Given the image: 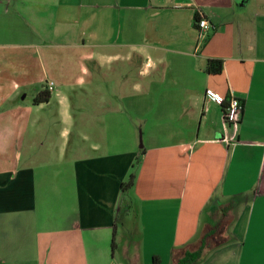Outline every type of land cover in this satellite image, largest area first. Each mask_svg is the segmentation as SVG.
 <instances>
[{
  "label": "crops",
  "instance_id": "obj_1",
  "mask_svg": "<svg viewBox=\"0 0 264 264\" xmlns=\"http://www.w3.org/2000/svg\"><path fill=\"white\" fill-rule=\"evenodd\" d=\"M134 55L142 98L127 91L128 109L154 120L141 154L117 136L107 84L118 62L131 77ZM209 60L223 61L221 74L206 73ZM32 86L49 101L27 103L21 90ZM75 89L79 124L98 140L89 152L87 133L84 146L69 142ZM231 93L243 106L237 127L224 124ZM131 203L142 234L134 264H176L218 223L229 242L202 264H264V0H0V264H100Z\"/></svg>",
  "mask_w": 264,
  "mask_h": 264
},
{
  "label": "rangeland",
  "instance_id": "obj_2",
  "mask_svg": "<svg viewBox=\"0 0 264 264\" xmlns=\"http://www.w3.org/2000/svg\"><path fill=\"white\" fill-rule=\"evenodd\" d=\"M126 63L118 62L114 65V71L112 73V78L108 79V85L111 83L113 87L115 88L113 95L115 99V104L117 105V111L119 112V118H120V124L117 126V136L119 140H122L124 143H133L135 146V150L137 153L141 154L142 151L147 147L148 142L144 139V129L147 132V130L152 126L151 121H154L151 118L143 119L141 112L136 107L137 103L140 102L141 104V98L142 93L135 92L132 93V89L134 85H138L141 87L142 85V68H143V62L142 58L138 57L137 55H134V58L131 62V64L128 67V70L131 74V77L127 78L125 74L121 73L123 69L126 68L124 66ZM91 79L93 77H89L86 80L88 81V85L91 83ZM105 79V78H104ZM70 85V84H69ZM74 85V84H71ZM76 87V86H74ZM36 86H32L27 89H22V97L27 96L26 101L27 103H32L34 101V95L38 89L36 90ZM77 88V87H76ZM127 91H129V94L134 95V102L136 105L132 107V110L128 109V106H130L129 102L131 101V98L128 99ZM70 98V105L72 114L74 116L73 125L70 127V136H69V142L70 146H79V143L81 142L82 146L85 145V143L80 140V137H82V132L87 133L88 141L85 145V152L90 151V147L93 144L98 143V140L95 138V132H94V126H83L79 124V113H80V107H79V101H81V97L79 96L78 89H75V91H72L69 93ZM136 108V109H135ZM123 118H125L131 125H127L124 123ZM57 121V120H55ZM148 122V124L146 123ZM61 126L57 123L52 125V129L50 133L57 138L59 135V129ZM138 161L136 160L134 163V170L132 173H136ZM131 173V174H132ZM130 174V175H131ZM130 177V176H129ZM129 177L127 181L129 180ZM126 181V182H127ZM127 195H125V198L127 202H130V199ZM128 206V205H127ZM123 207V215L121 214L120 224L119 228L116 234V238L114 239L115 245H113V241L110 246V258H108V252L103 253L105 254L103 258L100 260V264H134L131 262V257L134 255V247L135 249H140L141 246V240H142V234L140 231V212L139 208L136 204L131 203L130 206L132 207ZM132 209V212L130 213V216H126V210ZM123 218V219H122ZM205 221V218L203 219V222ZM205 223V222H204ZM221 240L218 239L217 242H220ZM133 247V248H132ZM113 252V253H112ZM114 254V256H112ZM153 263V260H152ZM90 264H94L90 262ZM162 264H171L169 258H164Z\"/></svg>",
  "mask_w": 264,
  "mask_h": 264
},
{
  "label": "trees",
  "instance_id": "obj_3",
  "mask_svg": "<svg viewBox=\"0 0 264 264\" xmlns=\"http://www.w3.org/2000/svg\"><path fill=\"white\" fill-rule=\"evenodd\" d=\"M195 26L198 28V23L200 21V16L196 15L194 18ZM224 69V63L222 60H209L206 67V73L209 75H219L222 73ZM50 99V92L46 88L40 95L34 100L35 104L46 103ZM136 176L132 173L129 177V180L122 184L121 191H122V202H126L125 195L127 192L129 193L134 185H135ZM235 202L232 201L224 209V216L227 215V212L233 210ZM126 204V203H125ZM126 206V205H124ZM221 223L216 224L212 229L206 231L202 237H200L199 242L191 251H187L179 260H177L176 264H202L206 257L213 252L214 250L218 249L226 245L227 242H217L220 234Z\"/></svg>",
  "mask_w": 264,
  "mask_h": 264
},
{
  "label": "built area",
  "instance_id": "obj_4",
  "mask_svg": "<svg viewBox=\"0 0 264 264\" xmlns=\"http://www.w3.org/2000/svg\"><path fill=\"white\" fill-rule=\"evenodd\" d=\"M199 16L200 21L198 23V30L200 32V37L205 38L209 34V32L212 31V27L209 22L202 16V14H200ZM48 85V89L52 91L54 88V84L50 83ZM206 96L208 97V99L219 105H223L226 103L225 98L212 91H207ZM242 112L243 106L241 104V101L238 98L234 97L233 93H231V97L224 112V124L226 126L237 127L241 120Z\"/></svg>",
  "mask_w": 264,
  "mask_h": 264
}]
</instances>
